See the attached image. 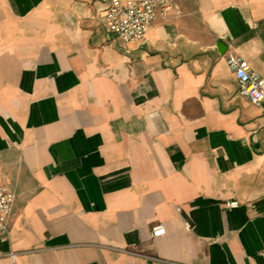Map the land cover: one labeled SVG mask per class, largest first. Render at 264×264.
<instances>
[{
  "label": "crops",
  "instance_id": "1",
  "mask_svg": "<svg viewBox=\"0 0 264 264\" xmlns=\"http://www.w3.org/2000/svg\"><path fill=\"white\" fill-rule=\"evenodd\" d=\"M105 8L0 0V264H264V102L227 63L264 78V0H176L128 44Z\"/></svg>",
  "mask_w": 264,
  "mask_h": 264
},
{
  "label": "built area",
  "instance_id": "2",
  "mask_svg": "<svg viewBox=\"0 0 264 264\" xmlns=\"http://www.w3.org/2000/svg\"><path fill=\"white\" fill-rule=\"evenodd\" d=\"M106 8L102 15L105 32L114 35L120 42L128 44L142 40L154 21L164 19L173 9L176 0H103ZM228 68L233 75L238 94L252 105L264 102V78L253 72L250 65L235 53L227 56ZM15 196L0 181V232L7 230ZM229 208L238 207L236 201L226 204ZM165 233L162 225L151 227V236L158 237ZM15 259V255H11Z\"/></svg>",
  "mask_w": 264,
  "mask_h": 264
},
{
  "label": "water",
  "instance_id": "3",
  "mask_svg": "<svg viewBox=\"0 0 264 264\" xmlns=\"http://www.w3.org/2000/svg\"><path fill=\"white\" fill-rule=\"evenodd\" d=\"M217 48H218L219 50L221 49V44H220V43L217 45Z\"/></svg>",
  "mask_w": 264,
  "mask_h": 264
}]
</instances>
